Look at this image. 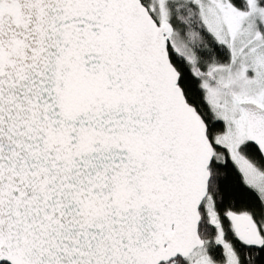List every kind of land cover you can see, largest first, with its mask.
<instances>
[{
	"label": "snow or ice",
	"instance_id": "6c2138e0",
	"mask_svg": "<svg viewBox=\"0 0 264 264\" xmlns=\"http://www.w3.org/2000/svg\"><path fill=\"white\" fill-rule=\"evenodd\" d=\"M0 264H264V0H0Z\"/></svg>",
	"mask_w": 264,
	"mask_h": 264
}]
</instances>
